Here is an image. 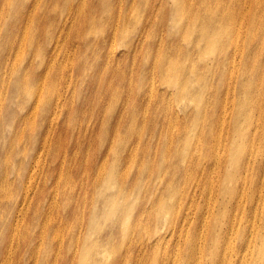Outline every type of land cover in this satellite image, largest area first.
Masks as SVG:
<instances>
[{
	"label": "rangeland",
	"instance_id": "1",
	"mask_svg": "<svg viewBox=\"0 0 264 264\" xmlns=\"http://www.w3.org/2000/svg\"><path fill=\"white\" fill-rule=\"evenodd\" d=\"M55 1L59 5L54 10ZM63 1L66 7L62 0H0L3 79L10 83L6 88L0 81V91L6 98L3 100L9 107V111L3 110L2 118L9 116L17 123L21 115L39 107L38 117H33V130L26 137L27 146L19 142L14 145L16 157L7 171L10 180L17 178L20 159L25 160L27 169L40 148L47 153L40 176L47 189L44 195V190L38 192L35 203H31L34 208L30 220L27 219L37 229L35 243L43 242L33 218L40 204L48 213L59 214L58 210H63L60 215L66 220L67 209L62 207L56 178L63 175L61 192L73 193L64 181L73 178L79 186L78 198H90L95 176H106L111 171L99 166L103 159L110 158L103 133L113 134L117 129L115 147L120 149L126 144L120 138L127 137L131 125H136L150 144L149 148L137 141L146 148L149 160L164 165L154 152L169 146L167 152L174 155L171 160L178 167L183 165L178 173L183 185L180 211L189 206L194 209L188 224L192 235L196 229L197 237L202 234L204 239L197 245L195 261L206 238L201 264H216L224 253L229 255L230 264L234 260L239 263V257L229 253L235 246V251L240 245L243 249L252 247L247 252L250 257L256 244L257 252L264 235V216L258 224L253 211L254 200L264 194V0ZM82 4H86V9L79 13ZM78 16L81 22L89 21L86 33L76 28ZM5 34L11 35L8 42ZM55 47L57 59L46 61L44 58ZM204 57L205 63L201 64L200 58ZM174 58L184 61V72H170ZM195 66L196 71L200 68L204 72H191ZM11 69L18 72L15 78L6 74ZM21 78L30 79L28 89L33 91L18 90L13 96L14 84ZM176 80L180 86L173 85ZM100 81L114 85L115 93L110 87H99ZM50 83L55 86L54 93H48ZM159 134H163V140L156 141ZM238 153H245L240 173ZM124 154L121 151L118 162L122 163ZM75 165L78 169H71ZM81 169L87 171L76 175ZM132 173L133 170L129 176ZM145 179L165 184L160 177ZM235 180L239 181L233 183ZM193 187L199 190L195 196L190 195ZM82 191L85 195H81ZM146 192L156 197L160 191L155 187L142 193L152 205L155 200ZM196 207L199 212L195 215ZM241 218L249 222L248 232L243 237L241 229L229 239L225 229L233 221L239 225ZM3 223L0 220V227ZM23 229V225L19 226L17 235ZM168 232L175 233L171 227ZM147 238V242L156 240L154 236ZM19 240L17 236L14 250ZM23 247L17 251V260L38 264L32 261L27 243ZM13 248H9L10 253ZM149 252L161 257L174 253L172 248L158 245L151 246Z\"/></svg>",
	"mask_w": 264,
	"mask_h": 264
},
{
	"label": "bare ground",
	"instance_id": "2",
	"mask_svg": "<svg viewBox=\"0 0 264 264\" xmlns=\"http://www.w3.org/2000/svg\"><path fill=\"white\" fill-rule=\"evenodd\" d=\"M82 1L84 2V0ZM78 9L85 12L86 4L80 5ZM78 19L79 25L76 28L80 32L86 33L85 25L89 24V21L81 22L79 16ZM10 29L11 27L8 28V31ZM4 36V40L8 42L11 35L5 34ZM169 54L172 55V49L169 50ZM49 57L52 58L51 53ZM199 62L201 64L205 63V57L200 58ZM196 64L200 66L198 63ZM117 69L113 71L116 72ZM170 69V72H184L186 65L183 60L174 58L171 61ZM196 69L197 66L191 72H204L200 68L198 71ZM106 70L107 67L103 68V72H106ZM27 71L29 72L30 68H27ZM4 72L5 57L0 46V81L3 80L4 87L9 88L10 83L3 79ZM6 74L15 78L18 72L11 69L9 74L8 72ZM41 78L42 76L37 80ZM173 85L180 86V81H174ZM101 86L110 87L115 93V89L112 88L114 85H107L106 83L103 85L100 81L99 87ZM28 87H30L29 78L28 81L23 78L17 79L12 95L14 96L18 90L20 93L26 92V90L32 92L33 90L28 89ZM54 92L55 86L50 83L48 93ZM3 99L6 98L3 97V92L0 91V122L4 119L2 118L3 110V113L9 111L6 101ZM38 114L39 107L37 106L33 110H29L27 114L21 115L17 123H13L8 116L2 124L0 132V145L3 144V150H0V220H4V223L0 227V264H22L21 258L17 260V251H21L20 246L24 250V243H27L32 261H43V264H149V262L150 264H201L202 255H204L207 246V238L202 250V245L199 248L196 262L197 245L201 241L204 242V239L202 234L201 237H197L196 229H193L192 235V229L189 227L188 220L191 211L194 213V209L189 206L180 211L183 185L178 173L183 165L179 162L180 167H178L176 162L171 160L174 155L171 151L167 152V148H171L169 146L153 151L158 159L165 163L164 165L162 162L157 164V162L149 160L146 157V148H142L137 141L146 143L149 148L150 144L146 141L141 128L136 125H131V133L127 137L120 138V140L126 142L125 146L121 145L120 149L115 147L119 136L117 129L113 131V134L103 133L102 140L109 144L110 158L109 160L107 158L103 159L99 166L109 167L111 171L106 176L100 174L95 176L91 183L93 191L90 198L86 196H83L82 199L78 198L79 186L77 180L70 178L69 174L68 178L70 179H64L73 191L69 196L67 191L61 192V181L63 179L60 181V178L63 175L56 178L54 183L58 184V192L66 198L64 200L66 206L63 207L67 209V212H64L66 221L60 215L63 210L59 209V214L48 213L44 205L40 204L34 211L33 218L40 228L43 242L39 245L36 244L37 229L33 227V231L27 219L30 220L34 208L32 204L35 203L36 195L38 192L47 189L44 180L40 179L41 170L45 167L47 160V153L40 148L30 161L27 169H24L25 160L20 159L17 164V178L14 182L10 180L7 171L8 166L12 165L13 156L16 157V151H13L15 143L19 142L23 144V147L27 146L26 137L33 130V117L37 118ZM116 124L118 125V123ZM12 130L15 131L14 134H12ZM161 140H163V134H159L156 141ZM6 147L8 152H5ZM121 151L125 153L121 159L122 163L116 159L121 157ZM244 155L245 153H238V173H240ZM178 158L180 161V152ZM98 160V158L95 159V161ZM185 166L186 168L192 167V165ZM71 169L77 170L78 165L71 166ZM132 170L133 173L129 176ZM86 171L81 169L75 173L81 175ZM102 171L106 172L105 168ZM147 176L151 178L160 177L165 181V184L157 181L147 182L145 179ZM45 177L47 181L49 175ZM189 177L190 174L184 181V189ZM238 181L235 180L233 183ZM262 185H264V179ZM155 187L160 191L156 197L154 193L146 192L155 200L150 205L149 200L142 197V193L148 188L152 190ZM234 189L236 188L234 187ZM198 192L199 190L193 187L190 195L195 196ZM85 193V191H82L81 195H85ZM44 194L45 190L42 195ZM54 201L56 202V198H54ZM254 202L255 222L259 221L258 224H260L264 216V210L262 211L264 194ZM198 212V207H196L195 215ZM197 217L201 219L200 215H197ZM81 222H83L84 227L80 233H76V229ZM22 225L24 229L21 234L17 235L19 226ZM169 227L173 228L175 233H166ZM241 229H243L244 237L249 230V222H243V218L240 219L239 225L234 221L230 223L229 229L226 228L225 233L230 239L232 235ZM149 232L156 238L154 242H147L144 239L145 235L150 236ZM17 236L20 237L19 245L17 250H14L17 245L15 241ZM259 243L261 247L256 252L255 244L250 257L247 252L252 247L243 249L240 245L239 250L235 251V246V249L229 253H234V257L238 256L239 263L234 260L232 264H264V235ZM157 245L158 248H172L174 253L164 254L165 257H161L159 253L151 256L149 248ZM9 248H13L12 253L9 252ZM244 251L245 253L241 259L240 256ZM255 253L256 256H254ZM227 255V253H224L216 264H230L231 260ZM249 260L250 262H248ZM23 264L32 263L23 261Z\"/></svg>",
	"mask_w": 264,
	"mask_h": 264
},
{
	"label": "crops",
	"instance_id": "3",
	"mask_svg": "<svg viewBox=\"0 0 264 264\" xmlns=\"http://www.w3.org/2000/svg\"><path fill=\"white\" fill-rule=\"evenodd\" d=\"M52 1H54V0H52ZM81 3H83V1H81ZM62 4L65 6V3H64V1L62 0ZM58 2L57 1H55L54 2V10L55 9H57V7H58ZM66 7V6H65ZM78 12L79 13H81L82 11H80L79 9H78ZM55 33H56V31L53 33V35H55ZM82 39H84L85 40V36L84 37H82ZM51 53V56H52V58H50L49 57V54ZM57 56H58V51H57V47H55L54 49H52V51L50 50L49 52H48V55L44 58L46 61H49V62H52V61H54V60H56L57 59ZM63 186H61V188H62ZM66 191V190H65ZM62 196V195H61ZM68 196H69V194H68ZM57 198V197H56ZM66 198H64L63 196H62V200H63V203H62V207H65L66 205V202L64 201ZM53 202H55L54 200H53ZM63 219V218H62ZM66 221V220H65ZM35 224H36V221H35ZM83 227H84V224H83V222H81L79 225H78V227H77V229H76V233H80L81 231H82V229H83ZM32 229H33V227H32ZM65 229V228H64ZM64 229H63V232H64ZM33 231H34V229H33ZM32 231V232H33ZM31 232V233H32ZM150 236H152V235H150ZM144 239H146V241H148V238H147V236L145 235V238ZM38 264H43V261H39L38 262Z\"/></svg>",
	"mask_w": 264,
	"mask_h": 264
}]
</instances>
